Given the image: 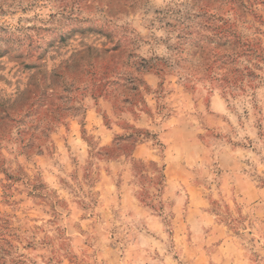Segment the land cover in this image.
Wrapping results in <instances>:
<instances>
[{
    "label": "rangeland",
    "instance_id": "obj_1",
    "mask_svg": "<svg viewBox=\"0 0 264 264\" xmlns=\"http://www.w3.org/2000/svg\"><path fill=\"white\" fill-rule=\"evenodd\" d=\"M0 264H264V0H0Z\"/></svg>",
    "mask_w": 264,
    "mask_h": 264
},
{
    "label": "trees",
    "instance_id": "obj_2",
    "mask_svg": "<svg viewBox=\"0 0 264 264\" xmlns=\"http://www.w3.org/2000/svg\"><path fill=\"white\" fill-rule=\"evenodd\" d=\"M224 81L226 84L230 83L232 88L235 86V80H230L231 82H228L226 79H224ZM129 140H130V138H129Z\"/></svg>",
    "mask_w": 264,
    "mask_h": 264
}]
</instances>
